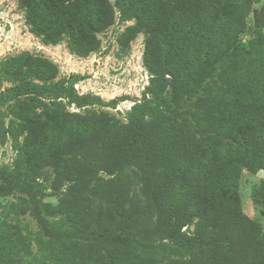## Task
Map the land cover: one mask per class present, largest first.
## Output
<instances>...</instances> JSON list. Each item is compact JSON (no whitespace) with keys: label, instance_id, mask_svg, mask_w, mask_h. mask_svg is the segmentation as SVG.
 I'll use <instances>...</instances> for the list:
<instances>
[{"label":"trees","instance_id":"1","mask_svg":"<svg viewBox=\"0 0 264 264\" xmlns=\"http://www.w3.org/2000/svg\"><path fill=\"white\" fill-rule=\"evenodd\" d=\"M16 1L34 36L79 57L132 21L116 40L143 34L148 83L121 119L106 108L124 97L79 93L84 77L59 76L47 57L0 63L13 81L0 90V141L15 151L0 169L14 197L0 264H264V220L238 194L243 170L264 169V0ZM250 196L264 214V180Z\"/></svg>","mask_w":264,"mask_h":264},{"label":"rangeland","instance_id":"2","mask_svg":"<svg viewBox=\"0 0 264 264\" xmlns=\"http://www.w3.org/2000/svg\"><path fill=\"white\" fill-rule=\"evenodd\" d=\"M262 2L253 4V10H258ZM253 13L249 23L254 24ZM132 21L121 23L118 20L107 30L98 34L100 48L86 57H79L71 53L65 42L57 45L43 44L39 38L30 32L25 22L24 13L18 7L16 0H0V63L7 57L14 56L22 51H29L33 55L47 57L58 65L59 76L79 74L84 77L75 88L79 93L100 96L103 100L124 97L115 107H107L118 118L124 119L127 110L133 102L140 99L148 83V74L142 64L144 36L138 34L130 42L129 48L122 47L116 40L126 25ZM13 81L0 76V90L11 85ZM100 107L87 106L70 110L86 112L90 109L98 110ZM15 155L11 138L8 136L4 142L0 141V169L11 164ZM264 180V169L256 173L243 170L239 182V195L243 211L250 217L259 221L264 220V214L252 203L250 193L255 185ZM42 194V195H41ZM40 196L45 201L55 203L56 197L41 190ZM13 194L0 191V218L2 210ZM21 222L26 223L32 230L38 228L36 220L28 213L21 211Z\"/></svg>","mask_w":264,"mask_h":264}]
</instances>
